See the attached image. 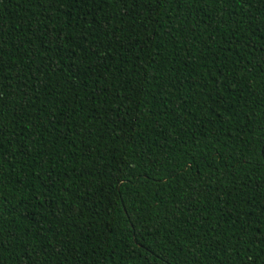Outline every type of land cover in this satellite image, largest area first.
I'll list each match as a JSON object with an SVG mask.
<instances>
[{"label":"trees","instance_id":"16d2710c","mask_svg":"<svg viewBox=\"0 0 264 264\" xmlns=\"http://www.w3.org/2000/svg\"><path fill=\"white\" fill-rule=\"evenodd\" d=\"M0 264H264V0H0Z\"/></svg>","mask_w":264,"mask_h":264},{"label":"snow or ice","instance_id":"6c2138e0","mask_svg":"<svg viewBox=\"0 0 264 264\" xmlns=\"http://www.w3.org/2000/svg\"><path fill=\"white\" fill-rule=\"evenodd\" d=\"M209 2V0H204V3H208ZM0 95H2V93H0ZM0 211H2V209H0ZM0 230H2V229H0Z\"/></svg>","mask_w":264,"mask_h":264}]
</instances>
